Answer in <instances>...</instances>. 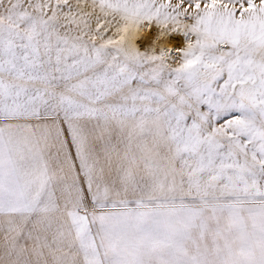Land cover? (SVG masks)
<instances>
[{
    "label": "snow or ice",
    "instance_id": "6c2138e0",
    "mask_svg": "<svg viewBox=\"0 0 264 264\" xmlns=\"http://www.w3.org/2000/svg\"><path fill=\"white\" fill-rule=\"evenodd\" d=\"M0 264H264V0H0Z\"/></svg>",
    "mask_w": 264,
    "mask_h": 264
}]
</instances>
